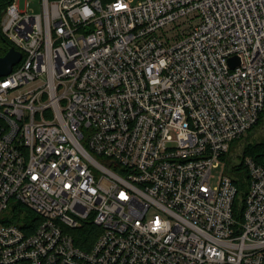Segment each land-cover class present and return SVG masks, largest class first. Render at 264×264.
<instances>
[{
    "label": "built area",
    "instance_id": "1",
    "mask_svg": "<svg viewBox=\"0 0 264 264\" xmlns=\"http://www.w3.org/2000/svg\"><path fill=\"white\" fill-rule=\"evenodd\" d=\"M40 3L1 23L22 58L0 76V264H264V166L245 157L239 206L226 169L264 110V0Z\"/></svg>",
    "mask_w": 264,
    "mask_h": 264
},
{
    "label": "trees",
    "instance_id": "2",
    "mask_svg": "<svg viewBox=\"0 0 264 264\" xmlns=\"http://www.w3.org/2000/svg\"><path fill=\"white\" fill-rule=\"evenodd\" d=\"M12 1L0 0V56L5 55L12 46V42L4 35L1 25L3 15ZM259 128L262 129L261 134L256 136L258 137L256 140L251 141L250 138L254 136L256 130ZM237 142L241 146L240 149H234ZM246 156L252 157L258 164L264 166V110L249 133L239 141L232 143L230 154L226 157V169L232 175L233 181L238 187L236 196L237 206L242 203L244 193L246 192V185L249 181V172L244 161Z\"/></svg>",
    "mask_w": 264,
    "mask_h": 264
},
{
    "label": "rangeland",
    "instance_id": "3",
    "mask_svg": "<svg viewBox=\"0 0 264 264\" xmlns=\"http://www.w3.org/2000/svg\"><path fill=\"white\" fill-rule=\"evenodd\" d=\"M41 0H17V3L20 6V9H28L31 13H37L41 11ZM29 4L27 5V3ZM3 19V18H2ZM262 129L256 130V133L254 134L253 137L250 138L251 141L256 140L258 137H256L258 134H261ZM238 142L236 143L234 149H240L241 146H237ZM223 168H224V163L223 161H220L216 163L214 166H212V173H211V180L213 182V185L218 184L221 180L222 174H223Z\"/></svg>",
    "mask_w": 264,
    "mask_h": 264
},
{
    "label": "water",
    "instance_id": "4",
    "mask_svg": "<svg viewBox=\"0 0 264 264\" xmlns=\"http://www.w3.org/2000/svg\"><path fill=\"white\" fill-rule=\"evenodd\" d=\"M22 58V53L15 49L14 46H11L10 49L5 53V55L0 56V76L7 75L11 73L13 67L19 62ZM229 62L232 66H236L238 63L237 57H231Z\"/></svg>",
    "mask_w": 264,
    "mask_h": 264
}]
</instances>
